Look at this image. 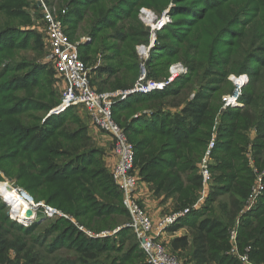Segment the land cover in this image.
I'll list each match as a JSON object with an SVG mask.
<instances>
[{
  "label": "trees",
  "instance_id": "1",
  "mask_svg": "<svg viewBox=\"0 0 264 264\" xmlns=\"http://www.w3.org/2000/svg\"><path fill=\"white\" fill-rule=\"evenodd\" d=\"M46 1L53 6L52 0ZM129 1L125 0L122 5L128 6L129 10L143 2L134 0L131 5ZM240 1L176 0L178 9L171 16L179 19L173 22H184L185 25L153 30L151 26L140 23L136 30L115 31L118 45L116 43L114 56L118 62L101 69V73H108L107 79L91 82L95 90L105 92L112 77L120 80V75L124 78L128 74L135 83L141 75L142 64L147 79L151 80L169 75L171 66L176 63H181L188 70L165 90L132 95L114 105V117L135 148V171L139 170L141 180L155 186L158 195L166 199L175 198L178 210L197 202L203 188L201 162L214 132L217 135L214 162L209 165L213 181L211 179L204 205L181 219V226L191 229L192 241L190 237L183 236L172 242L174 253L178 250L186 252L182 254L185 264H242L228 254L232 248L228 231L255 184L252 166L244 154L249 143H253L256 162L264 167V0H247L243 5ZM9 2L16 6L13 9L0 6V66L3 67L0 69V169L9 178L16 179L36 203L45 202L71 213L89 228H103L108 219L113 228L122 226L129 217L122 204V193L102 158L105 157L104 151L93 146L89 126L76 115V107L48 118L41 127L44 116L38 114L49 113L61 99L53 87L54 72L49 65L39 63L37 59H31V62L19 59L22 52L34 50L35 53H43V41L37 32L22 31L19 25L32 23L24 9L29 5L28 1ZM119 2L123 0L116 1L114 5ZM226 3L225 10L236 11L220 24L223 19L211 16L209 12ZM61 5L70 7L69 17L60 15L63 23L70 25L69 36L74 37L76 22L86 18L92 21L90 34L93 40L108 29V25H103L108 11L107 1L63 0ZM122 10L115 9L110 14L116 12L115 16H118L128 12ZM181 29L183 31H176ZM154 33L157 35L155 45L150 48L149 56L141 59L137 49L134 51L135 46L141 43L139 46L150 47ZM193 34L192 41L187 44ZM225 37L231 38V43L226 44L228 49L224 53L219 56L214 49L208 50L216 40L213 46L218 48L219 41ZM204 39L209 40V45L201 50L200 41ZM130 41L132 50L126 53L125 48ZM246 46H250V51H244ZM84 49L80 54L87 62L89 59L85 57ZM232 73L238 76L247 74L250 81L242 91L243 107L224 110L221 97L226 92L232 93L233 83L228 80ZM102 75L99 73L100 77ZM60 83L64 87L61 80ZM127 87L116 82L112 90ZM189 92L194 94L193 98L188 97ZM184 95L187 97L182 99ZM37 96L40 99H36ZM167 104L168 107L165 106ZM144 108L154 110L153 119L145 115L134 119L135 115L143 113ZM126 112L128 114L122 116ZM68 117L71 119L67 120ZM75 125L79 129L71 131ZM250 130L256 131L254 141L249 138ZM146 133L149 137L140 139ZM91 143L92 173L88 174L86 168L70 170L72 159L81 156L80 159L85 160L86 149ZM68 144L75 146L71 148ZM72 172L75 173L72 175ZM77 175L88 178L81 181ZM3 179L0 175V182ZM3 186L4 183L0 185L1 191ZM89 196H92L90 201ZM222 197L229 202L221 201V214L214 217L213 205ZM90 202L92 208L88 205ZM177 223L168 230L177 231L180 227ZM41 224L36 222L26 228L20 226L10 218V208L0 197V254L12 248L27 258L26 264H38L42 259L33 256L34 250L29 247L32 241L28 238L41 228ZM44 232L32 240L37 241L40 247L46 238H53L50 245L44 243V247L48 244L45 247L48 254H56L59 247H69L82 254L81 264H91L96 260V254L102 252L123 254L118 259L119 263L113 261V264H136L139 260L144 261L141 264H148L135 233L128 227L120 229L112 240L100 241L85 237L61 218ZM238 245L241 251L250 246L251 260L264 264V194L256 208L243 215ZM59 262L74 264L67 259Z\"/></svg>",
  "mask_w": 264,
  "mask_h": 264
},
{
  "label": "built area",
  "instance_id": "2",
  "mask_svg": "<svg viewBox=\"0 0 264 264\" xmlns=\"http://www.w3.org/2000/svg\"><path fill=\"white\" fill-rule=\"evenodd\" d=\"M41 13L46 24L43 27L45 35L48 59L53 63V68L57 77L63 83L61 102L54 110L56 113L65 112L71 107H84L91 119L92 124L99 131L104 132L113 139V154L115 164L112 169V178L117 188L122 193V204L129 215L127 227L135 233L140 248L146 256L148 264H185L177 256L173 255L162 242L159 241L161 233L184 218L191 209L187 208L173 213L163 218L155 224L149 214L142 207L138 199V175L135 171V148L129 141L125 130L120 126L114 117V105L118 100H127L132 95H148L154 91H162L169 87L175 79L187 72L182 64H175L170 68V75L164 81L147 79V72L143 67V74L136 84L126 90L99 92L92 87L89 75V68L80 54V44L73 41L67 34L65 24L61 17H58L52 7L41 3ZM62 14H66L65 11ZM160 25H156V27ZM153 43V42H152ZM152 46V44H151ZM148 47V50H150ZM142 47L141 50H143ZM147 50V52H148ZM148 57V53L145 58ZM231 81L234 84V92L228 94L223 99V109L238 108L241 106V97L244 86L249 82L248 75L233 76ZM217 135L214 132L209 143L205 157L202 159L201 171L203 175V192L200 202L206 199L208 187L211 182V173L209 164L212 160V151L216 145ZM250 164L252 165L251 153L248 154ZM21 192V188H18ZM264 193V174H257L255 171V184L252 186L246 203L241 210V215L253 211L259 199ZM199 202V203H200ZM199 203L194 207L196 208ZM9 206V205H8ZM11 208V206H9ZM32 208L35 216L38 212L43 213L45 217H63L79 226V229L92 238V232L76 223L73 218L65 215L61 210L47 205L45 202H32ZM12 210V208H11ZM11 217L13 215L11 213ZM230 233L231 249L228 254L236 257L242 264H256L250 258L251 247H246L244 251L239 249L238 245V224ZM105 234V233H104ZM103 235V233H102Z\"/></svg>",
  "mask_w": 264,
  "mask_h": 264
},
{
  "label": "rangeland",
  "instance_id": "3",
  "mask_svg": "<svg viewBox=\"0 0 264 264\" xmlns=\"http://www.w3.org/2000/svg\"><path fill=\"white\" fill-rule=\"evenodd\" d=\"M27 1L29 3V5H28L29 7L27 6L24 9L29 14V16H30V18L32 20V23L30 25H28V26H24L25 24H19V25L22 26L21 27L22 31L23 30L35 31L42 37L43 53L38 54V53H35L34 50L31 51V52H29V51L22 52L21 56H19V59H24L27 62H31V59H37V62L49 65L51 71L54 72V74H52L54 76V79H55L53 87H54V89L56 91H58L57 93H59V97L61 99L63 87H62V85L60 83V79L57 78V76H56L55 70L53 68V63L51 62L50 59H48L47 42H46L45 35L42 32L43 31V27L46 24V22H45V20L43 18V15L41 13V3L44 2L47 6L52 7V9H54V12H55V14L58 17H60V15L62 14L63 11H65L66 15L68 16V13L70 12V7L69 6H63L65 3H63V5H61L63 0H52V3H53L52 5L53 6H51L46 0H27ZM105 1H107V7H108L107 9H108V11L106 13V20L104 21L103 25H108V29L104 30L103 33H100V35L98 36L97 39L93 40L92 39V35L90 34V31H91L90 27H91L92 21H90L89 18H86V19H83V20H78L76 22L75 35H74V37L70 36L73 41L78 42L80 44V50L82 48H85L84 49L85 50L84 55H85V57H87V59H89V61H87L85 63L87 64V66H88V68L90 70L89 75H90V79H91L92 84H93V82L97 83V82L101 81L100 79H104V78L107 79L108 73L107 72L101 73V69L105 68V67H108L109 65L114 63V61L118 62V58L116 60V58L114 56L115 55L114 54L115 53L114 49L116 47L115 46L116 43L118 45V42L116 41V38L114 36L115 31H118L119 29H122L121 31H124V32H128L129 30L130 31L131 30H136L137 27L140 25V23L146 24V25L148 24L151 27L153 25L156 26V25L162 23L161 26L158 29L166 28L169 25H185L186 24L184 22H181V23H174L173 22L175 19H179V18H173L171 16L172 12H174L176 9H178L176 7V5H175V1L176 0H143V2L139 3L138 5L134 3L135 6H132L131 10H129L128 6H122L125 3V0H123V2H119L116 5H114V4L118 0H105ZM167 1H169L168 4H166ZM246 1L247 0H241L240 4L243 5L244 3H246ZM133 2H134V0H131L128 3H131V5H133L132 4ZM165 4H166V6H165ZM3 5H6L7 9H13L16 6V4L10 3L9 0H0V6L2 7ZM216 5L217 4H215V6ZM227 6H228V4L226 3L225 5L219 7L218 9H215V10L209 12L210 13L209 15H211V16L212 15H217V19L218 18L223 19L222 22H220V24H221V23H223L225 21V19L229 16L230 13L236 11V10H229V11L225 10V8ZM115 9H123L122 11H126L127 10L128 12L126 14H120L118 16H115L116 15V12H115V14L111 15L110 13L113 12ZM122 11H119V12H122ZM148 12L151 13L152 17H153L152 18L153 21L151 19L150 23L147 21L148 16L146 14ZM62 15H64V14H62ZM15 23L16 22L14 21L13 24H15ZM65 29L67 31V34L71 35L70 25L66 24L65 25ZM237 29H239V27H237ZM176 31H183V29L176 30ZM172 35H175V32H173ZM194 35L195 34L191 35L188 38L187 44L190 41H192V38L194 37ZM156 39H157V35H156L155 41H156ZM216 39H219V36H217ZM230 40H231V38H226L225 37L224 40L219 41L220 45L219 44L217 45L218 48H214L215 46H213V44L217 43V40H216V42H214L210 46V48L208 50L211 51L212 49H214L220 56L221 53H224L228 49L226 44L231 43ZM155 41L153 43V46L155 45ZM140 44L141 43L136 44L134 51L136 52V49H137L138 56L141 59H146L145 57L147 55L148 47H146L144 45L143 46H139ZM208 45H209V40L204 39V40L200 41V49L201 50H205L208 47ZM153 46H151V47H153ZM142 47H145L144 48L145 50L144 49L141 50ZM131 50H132V42L130 41V44H128L126 46L125 51L127 53V52H130ZM240 51L242 52V49H240ZM244 51H246V52L250 51V46H246V48L244 47ZM81 52H82V50H81ZM149 53H150V50L148 51V56H149ZM137 58L138 57L136 55V59ZM33 62H36V60H33ZM138 62H139V60H138ZM176 64H181V63H176ZM142 65H144V64H142ZM142 65H141V70L143 72ZM0 69H3V67L0 66ZM142 72H141L140 77L136 80V82L141 78V76L143 74ZM99 73L103 74V75L100 77ZM187 73H188V70H187V72L185 74H187ZM169 75H170V70H169ZM169 75H166V76L160 78V80H156V81H164L165 79H167L169 77ZM182 75H184V74H182ZM243 75H247V74H243ZM233 76H238V75L232 73V74H230L228 76V80L231 81V77H233ZM119 78H121L120 79L121 81L119 79H117L116 77L115 78L112 77L111 81H108L109 89H107V90L108 91L110 90L109 92L119 91V90H126V89L112 90V86L115 85L116 82L124 83L125 85H128L127 89L132 88L136 84V82L135 83L132 82L133 79H132L131 75L127 74L124 78H122V75H120ZM248 78H249V81H250V77L249 76H248ZM248 84H249V82L245 86H247ZM232 85H233V89H235L234 84H232ZM245 86H244V88H245ZM119 88H122V87H119ZM233 89H232V92H234ZM229 93L230 92H226V93H224L222 95V97H221V105L222 106H223L224 97L226 95H228ZM140 95H143V94H140ZM189 96H190V98H193L194 94L189 92L188 93V97ZM186 97H187V95H184L182 97V99H185ZM36 99H40V97L37 96ZM120 101L124 102L123 100H118L117 102H120ZM58 105H59V103H58ZM58 105H56L47 114H41V113L38 114L39 116H44L43 122L41 123V127H43V125L46 123L48 118H51L54 115L60 114V113H56L54 111L56 109V107H58ZM165 106L168 107L169 104H167ZM241 107H243L242 103H241V106L238 107V108H241ZM165 109H170V108H165ZM171 110L175 111V109H171ZM75 113L85 124H87L89 126V128L91 127L89 133H90V136L92 137L91 119H90V117H89V115L87 113V110L84 107H76V112ZM127 114H128V112L122 113V116L127 115ZM140 115L141 116L145 115V117H147L148 119L151 120V119H153L154 110L150 109V108H144L143 113H140L139 115H135L134 119H137V117L138 116L140 117ZM69 119H71V118L68 117L67 120H69ZM130 120H131V118L129 119V121ZM58 123L61 124L62 122H58ZM60 124H58V125H60ZM77 129H79V126L75 125V126H73L71 128V131H77ZM101 133L106 135L104 132H101ZM256 136H257L256 131L255 130H250L249 138L252 141H254V138ZM147 137H149V134L146 133V134L140 136V139L147 138ZM210 141H209V143H210ZM209 143H208V146H209ZM216 143H217V139H216ZM68 145L71 148L75 146V144H68ZM93 146L94 147L96 146V148H97V145L94 142V140H93ZM215 147H216V145H215ZM207 149H208V147H207ZM207 149H206V151H207ZM214 149H213L212 154H211V156H212L211 162H214V154H213L214 153ZM86 150H87V152L85 153V155H87V156L84 158L85 160H81L80 159L81 156H77L76 159H72L71 162L73 164H72V166L69 167L70 170H72V169H79L80 170V169L86 168L88 170V174L92 173V166H91V164H92V143L90 144V147L88 149H86ZM206 151L204 153L203 158L205 157ZM249 153H251V156H252V165L250 164V160H249V157H248ZM244 154H245V157H246V159L248 161L249 166L250 167L252 166L251 169H252L254 175H255V171H257V174H264V167L261 166V165H258V163L256 162L255 150H254L253 143H249L247 145ZM102 158L105 159V157H103V156H102ZM105 162H106V160H105ZM209 169H210V167H209ZM109 172L111 173V170H109ZM74 173L75 172H72V175ZM136 173L138 175L139 182H142V183H145V184L149 185L150 189L155 192V186L153 184L146 183V182H144L143 180L140 179L139 170L138 169H137ZM0 175H2L3 178H4L3 179L4 180L3 182H5L4 184H10L11 186L13 185L16 188L17 187L21 188V189L24 188V187L22 188V186L17 182L16 179L9 178L8 176H6L5 172L2 171V169H0ZM76 177L81 178V181L88 178V177H80L78 175ZM211 179L213 181L212 177H211ZM16 182H17V186L15 185ZM0 183L3 184L2 182H0ZM138 186H139V183H138ZM202 192H203V188H202L201 194L200 193H199L200 195L198 194L199 198H198L197 202L194 205L188 206V207H186L184 209H181V210H185V209L189 208V209H192L191 211H193L194 207L200 202V198H201ZM208 192H209V187H208ZM155 194H156V196H163V195H158L156 192H155ZM0 197L6 203L5 198L2 197L1 195H0ZM88 198H89L88 201H90L92 199V196H89ZM168 199L165 198V200H168ZM223 200L224 201L226 200L227 202H229V199H226V198H223V197L220 198L219 201L215 205H213L212 209H213L214 212H213L212 216H214V217L215 216L216 217L220 216V214H221L220 203ZM10 205H11V208H12L13 205H12L11 202H10ZM88 205L91 206V208H92V202H90ZM11 208H10V218L14 222L20 224V226H22L24 228L29 227L32 224L36 223V222L38 224L42 223L41 224L42 225L41 228L39 230H37V232H35V234H33L32 237H39L40 234L43 235L45 233L44 230L47 227L52 225L57 219H61L62 218L64 220L68 221L69 223H71L78 230V232L83 234L85 237L90 238L87 234H85V232H83L82 230L79 229V226L77 227V225L73 224L72 221H70L68 219H65L63 217H59V218H57V217H54V218L45 217L43 215V213H41V212H38V214L31 221H29L27 224L22 223V222L18 221L16 218H14V216H13V218L11 217ZM178 211H180V210H178V206H177L176 212H178ZM62 212L65 215L73 218V220L76 223H78L80 226L84 227L86 230L91 231L92 232V238L91 239H96V240H100V241H102V240H112L113 238H115L117 236V234L119 233L120 229L127 228L128 221L124 222L122 226L113 228L112 224L109 223L110 222L109 219L106 220V222L103 224V226H104L103 228H101V227H98V228H95V229L94 228H89L88 226H86V224L80 222L71 213H67V212H64V211H62ZM240 213H241V211H240ZM240 213H239V216H237V219H236L234 225H232L229 228V231H228L229 237L231 236L230 232L233 229L236 228L237 220L240 218V223L238 224V235H239L241 221H242V218H243V216ZM207 215H210V214L208 213ZM206 217H209V216H206ZM128 220H129V217H128ZM102 233H103V235H102ZM32 237L28 238L30 241H32L31 244L29 243V247H32V249L34 250L33 256L36 259L39 258V257L42 259V260H40V262H38V264H47V263L48 264H60L59 260H63V259H67V260L73 262L74 264H81V258L83 256L76 249H70L69 247L68 248L67 247H59V248H57L56 254H48L47 250H46V248L48 247V244L45 245V247H46L45 248L44 247V243L48 242L49 245H50V243L52 242L53 238H50L49 240H47V238H46V240H44V241L41 240L43 243L39 247V246H37L38 245L37 241L32 240ZM96 255H97L96 260H92L91 264H113V261H115V263H119L118 259L123 254L122 253H116V252H113V253L102 252L101 254H99V255L96 254ZM136 255H138L137 252H136ZM26 259H27L26 257L18 255L17 252L14 249H12V248H9L8 250L5 251V253L1 252V254H0V264H26ZM179 259H181V258L179 257ZM141 262H144V261L143 260H139V261L136 262V264H141Z\"/></svg>",
  "mask_w": 264,
  "mask_h": 264
},
{
  "label": "crops",
  "instance_id": "4",
  "mask_svg": "<svg viewBox=\"0 0 264 264\" xmlns=\"http://www.w3.org/2000/svg\"><path fill=\"white\" fill-rule=\"evenodd\" d=\"M63 84V83H62ZM92 139L97 145V148H100L105 153V160L108 166V169L111 170L114 167L115 164V157L113 154V139L109 135L102 134L97 128L94 127L92 124ZM91 127L89 128L90 131ZM138 199L140 200V203L144 210L149 214L152 221L157 224L159 223L163 218L176 213L177 209V202L175 198H169L168 200H165L164 196H156L155 192L150 189V186L139 182L138 190H137ZM168 201V202H167ZM205 199L199 203V205L194 209H199L204 205ZM181 211V210H180ZM179 212V211H178ZM183 219V218H182ZM178 228L177 231L170 232L168 228H171L170 226L160 234L159 241L166 246V248L175 256H181V259L184 260L182 257L181 251L178 250V252L174 253L172 251V242L175 238L188 236L190 237V241H192L191 237V229L188 226H181L182 221H178ZM191 245V242H190ZM178 257V258H179ZM180 259V260H181ZM182 260V261H183Z\"/></svg>",
  "mask_w": 264,
  "mask_h": 264
},
{
  "label": "bare ground",
  "instance_id": "5",
  "mask_svg": "<svg viewBox=\"0 0 264 264\" xmlns=\"http://www.w3.org/2000/svg\"><path fill=\"white\" fill-rule=\"evenodd\" d=\"M146 15L148 16L147 21L151 22V19L153 18L152 14L148 12ZM0 195L4 197L9 204L10 202L12 203V209L14 210L13 216L18 221L27 224L28 221H31L35 217L32 202L24 197L16 187L11 186L10 184H4L2 191L0 189Z\"/></svg>",
  "mask_w": 264,
  "mask_h": 264
},
{
  "label": "water",
  "instance_id": "6",
  "mask_svg": "<svg viewBox=\"0 0 264 264\" xmlns=\"http://www.w3.org/2000/svg\"><path fill=\"white\" fill-rule=\"evenodd\" d=\"M149 22V21H148ZM150 23V22H149ZM158 24V23H157ZM161 24L162 23H160L159 25L161 26ZM148 25V24H147ZM149 26V25H148ZM159 26V27H160ZM158 26L156 27V26H152V29L153 30H155V29H158L159 28ZM155 38H156V34L154 33L153 34V37H152V42L154 43V41H155ZM153 43H152V46H153ZM144 49V48H143ZM145 50V49H144ZM149 51V50H148ZM148 53V52H147ZM13 186V185H12ZM17 189H18V187H17ZM22 191H21V193H22V195L24 196V197H26L28 200H30L31 202H34V198L27 192V191H25L24 189H21ZM5 201H6V203L9 205V206H11L8 202H7V200L5 199ZM13 212H14V210L12 209L11 210V213L13 214ZM29 222V221H28Z\"/></svg>",
  "mask_w": 264,
  "mask_h": 264
}]
</instances>
